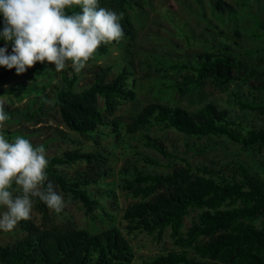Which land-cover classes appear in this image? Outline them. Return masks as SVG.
<instances>
[{
    "label": "trees",
    "instance_id": "16d2710c",
    "mask_svg": "<svg viewBox=\"0 0 264 264\" xmlns=\"http://www.w3.org/2000/svg\"><path fill=\"white\" fill-rule=\"evenodd\" d=\"M134 3L135 0H98L100 7L118 10L119 14L126 5ZM79 11L80 6L75 5L65 9L69 15ZM120 23L123 37H131L130 20L122 14ZM107 46L102 44L96 53H104ZM238 64L234 55L198 54L192 64L172 63L171 68L182 73L180 80H173L170 86L182 90L185 85L196 87L206 81L226 86L237 80ZM29 69L48 73L55 66L37 62ZM110 70V65L93 66L89 70L91 77L88 85L81 90H75L79 72L71 67L60 71L59 85L52 102L65 127L92 139L96 144L89 150L73 148L51 156L47 158L45 169L47 179H53L63 192L80 201L86 214H90L93 208L105 211L101 203L105 195L95 197L87 187L100 184L112 173L111 153L98 139L100 136L105 138L107 130L117 138L122 128L127 133H134L156 124L160 128H174L194 137H225L248 150L264 149V127H244L240 131L237 129L240 123L228 109L211 101L193 110L150 102L122 126L117 118H110V115L121 101L133 100L136 94L128 83L131 74L128 66H122L114 76L108 78ZM10 73H16V70L7 69L0 73V84L7 80ZM5 92L10 90L0 87V93ZM232 94L241 108L264 113L263 97L251 93L250 101L243 99L238 85ZM99 99L102 100V107L98 105ZM0 102L9 118L14 114L32 117L31 113H21L17 107H11L2 100ZM36 110L46 111L42 103L37 105ZM59 132L64 134L61 130ZM140 141L145 147L168 158V165L172 167L168 172L124 167L120 187L134 198L144 200L158 189L182 182L193 172L202 170L194 194L170 199L172 207L169 211L151 222L141 224L142 229L157 240H161L167 232L175 248L134 262L128 239L114 224L92 233L78 228H41L23 220L21 229L24 235L10 245H0V264H264V169L260 173L248 163L235 160L231 162L233 169L229 173L209 170L206 166L192 165L183 156L169 150L159 139L145 135ZM191 148L200 153L206 147ZM137 154L138 159L146 163L158 164L146 154ZM76 162L82 163V166L70 175L58 170V165ZM47 183L45 181L44 189ZM16 187L13 182L10 191H15ZM159 206V202L143 204L137 208L134 216L152 213ZM191 211H195V215L191 217L190 225L185 227L183 220Z\"/></svg>",
    "mask_w": 264,
    "mask_h": 264
},
{
    "label": "rangeland",
    "instance_id": "374dc122",
    "mask_svg": "<svg viewBox=\"0 0 264 264\" xmlns=\"http://www.w3.org/2000/svg\"><path fill=\"white\" fill-rule=\"evenodd\" d=\"M112 10L118 13V10ZM122 14L131 22L132 36L122 37L119 42L109 44L104 53H95L79 72L75 84V90L87 86L91 77L89 70L95 65H110L108 78L114 76L122 66H128L131 71L128 83L135 90V98L121 101L110 118H117L123 126L150 102L193 110L211 101L228 109L240 123V127H237L240 131L244 127H264V113L241 108L232 94L238 85L243 99L250 101L251 93L264 98V0H135L131 6L124 7ZM0 16L2 30L4 18L2 14ZM4 46L5 41L0 39V47ZM8 53H11L10 43ZM203 53L234 55L239 61L237 80L226 86L206 81L196 87L185 85L182 90L170 86L173 80H180L182 73L172 69V63L192 64L195 56ZM44 64L52 66L47 61ZM6 70L0 66V73ZM58 85L59 72L55 69L48 73L32 69L20 75L10 73L7 80L0 84L2 89H9L10 92L0 93V100L17 107L21 113H31L32 117L14 114L0 127V134L9 142L21 136L34 147L43 146L46 159L60 155L65 150H89L96 146L92 139L69 130L60 122L57 109L52 107ZM40 103L46 109L45 112L36 110ZM98 105L102 107L101 99ZM145 135L159 139L169 150L183 156L192 165L206 166L209 170L229 173L233 169L231 162L235 160L248 163L260 173L264 169V149L248 150L225 137H194L174 128H160L156 124L134 133H127L122 128L117 138L107 130V136L103 139L98 136V139L111 153L112 173L100 184L87 187L95 197L105 195L101 200L105 211L93 208L90 214H86L80 201L63 192L53 179L48 178L46 181L51 182L57 193L63 196V210L56 213L35 197L32 198L31 218L26 221L41 228H78L92 233L114 224L128 239L134 262L175 248L167 232L161 240H157L142 229L141 224L151 222L169 211L172 207L170 199L194 194L202 170L193 172L182 182L158 189L144 200L132 197L120 187L124 167L136 166L147 172H168L172 167L168 165V158L141 143L140 139ZM191 147L206 148L197 153ZM138 152L148 155L158 164L138 159ZM80 166L82 163L76 162L57 167L61 173L70 175ZM16 189L14 195L21 194ZM157 202L160 206L156 211L141 217L134 216L139 206ZM6 210L5 206H0V215ZM194 215L195 211H191L184 218L185 227L190 225ZM21 226L20 221L11 231L0 230V245H10L23 236Z\"/></svg>",
    "mask_w": 264,
    "mask_h": 264
},
{
    "label": "clouds",
    "instance_id": "9594fccd",
    "mask_svg": "<svg viewBox=\"0 0 264 264\" xmlns=\"http://www.w3.org/2000/svg\"><path fill=\"white\" fill-rule=\"evenodd\" d=\"M74 5L80 11L66 14L65 9ZM0 14L4 18L0 39L5 41L0 66L14 68L17 75L45 61L57 72L67 67L80 72L102 44L119 42L124 35L122 14L100 7L98 0H0ZM8 119L0 102V127ZM47 165L43 146L34 147L21 136L9 142L0 134V206L7 209L0 215V230L11 231L18 222L30 219L33 197L56 213L63 210V196L53 184L43 188ZM13 182L21 194L10 191Z\"/></svg>",
    "mask_w": 264,
    "mask_h": 264
}]
</instances>
